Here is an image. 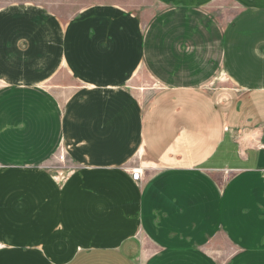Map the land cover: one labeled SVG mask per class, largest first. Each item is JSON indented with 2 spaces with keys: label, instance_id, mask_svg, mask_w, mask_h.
I'll use <instances>...</instances> for the list:
<instances>
[{
  "label": "crops",
  "instance_id": "1",
  "mask_svg": "<svg viewBox=\"0 0 264 264\" xmlns=\"http://www.w3.org/2000/svg\"><path fill=\"white\" fill-rule=\"evenodd\" d=\"M149 4L0 8V264H264V0Z\"/></svg>",
  "mask_w": 264,
  "mask_h": 264
},
{
  "label": "rangeland",
  "instance_id": "2",
  "mask_svg": "<svg viewBox=\"0 0 264 264\" xmlns=\"http://www.w3.org/2000/svg\"><path fill=\"white\" fill-rule=\"evenodd\" d=\"M98 0H0V8H3L7 5L13 4V3H37L40 5H43L47 9H50L58 14H60L63 17H70L74 14H76L78 11L82 10L83 8L87 7L88 5L95 3ZM121 1V3L125 4L130 9H138V8H145L148 6H152L149 3L151 0H118ZM142 82L138 81V84H136L138 90L139 87L144 88V85H148V82H144V84L141 85ZM54 162H60V163H66L64 161V158L60 156V152L56 155L54 158ZM62 164V165H63ZM60 182H63L64 177L62 178V174H58Z\"/></svg>",
  "mask_w": 264,
  "mask_h": 264
},
{
  "label": "built area",
  "instance_id": "3",
  "mask_svg": "<svg viewBox=\"0 0 264 264\" xmlns=\"http://www.w3.org/2000/svg\"><path fill=\"white\" fill-rule=\"evenodd\" d=\"M141 172H133L132 178L135 182H139L141 179Z\"/></svg>",
  "mask_w": 264,
  "mask_h": 264
}]
</instances>
